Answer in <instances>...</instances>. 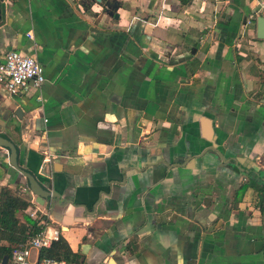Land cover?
Instances as JSON below:
<instances>
[{"label": "crops", "instance_id": "0c3cea01", "mask_svg": "<svg viewBox=\"0 0 264 264\" xmlns=\"http://www.w3.org/2000/svg\"><path fill=\"white\" fill-rule=\"evenodd\" d=\"M122 1L118 17L93 0L0 1V60L18 49L45 75L0 86L18 163L0 146V188L27 200L22 226L45 213L79 264H264L257 0ZM21 168L51 191L43 203Z\"/></svg>", "mask_w": 264, "mask_h": 264}, {"label": "built area", "instance_id": "2783aa9c", "mask_svg": "<svg viewBox=\"0 0 264 264\" xmlns=\"http://www.w3.org/2000/svg\"><path fill=\"white\" fill-rule=\"evenodd\" d=\"M257 4L256 14H264V0H257ZM250 20L248 19L247 23ZM44 79L42 64L31 54L24 53L18 49H10L4 53L0 60V86L9 93L25 90L30 84L39 86ZM42 160L41 172L47 173L51 160L49 151H44ZM36 213V209L30 212L34 216ZM39 217L42 224H44L42 230L26 241L13 245L11 257L14 264H65L64 259L49 256L31 258L32 248L41 249L49 246L54 239L60 236V229L52 227L47 222L48 216L45 213L41 212Z\"/></svg>", "mask_w": 264, "mask_h": 264}, {"label": "trees", "instance_id": "16d2710c", "mask_svg": "<svg viewBox=\"0 0 264 264\" xmlns=\"http://www.w3.org/2000/svg\"><path fill=\"white\" fill-rule=\"evenodd\" d=\"M181 3H187L189 0H179ZM254 17V16H253ZM250 180L254 181L252 178ZM253 183V182H252ZM253 185L259 191L262 186ZM27 206V200L17 195L9 186H1L0 188V234L10 243L17 244L26 241L42 230L44 224L40 223L37 218L26 216V225L22 226L19 218L16 216L17 211ZM47 222L49 220L47 219ZM12 246H1L0 256L9 254ZM40 257H53L57 259H65V264H79L82 260V253L72 251L63 236L54 239L49 247L40 249Z\"/></svg>", "mask_w": 264, "mask_h": 264}, {"label": "water", "instance_id": "95a60500", "mask_svg": "<svg viewBox=\"0 0 264 264\" xmlns=\"http://www.w3.org/2000/svg\"><path fill=\"white\" fill-rule=\"evenodd\" d=\"M93 1H97L98 3L102 4L104 11L110 15H114L115 17H118V13L116 12V9L122 6V4L124 3L122 0H93ZM255 22H256V37L264 39V14H257L255 17ZM0 146H5L10 150L9 162L13 166L18 167L16 144L8 138L0 137ZM20 170L27 177L29 181L30 190L33 194H35L36 201H38L39 203H43L45 197L50 195L51 191L43 186V184L37 178L36 175L22 168ZM262 178L264 179V174ZM4 258H6V256H4Z\"/></svg>", "mask_w": 264, "mask_h": 264}]
</instances>
